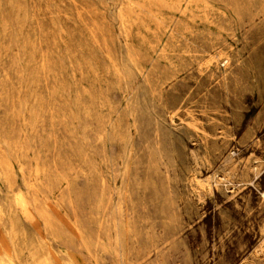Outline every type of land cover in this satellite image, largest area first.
Segmentation results:
<instances>
[{
    "label": "rangeland",
    "instance_id": "1",
    "mask_svg": "<svg viewBox=\"0 0 264 264\" xmlns=\"http://www.w3.org/2000/svg\"><path fill=\"white\" fill-rule=\"evenodd\" d=\"M263 193L264 0H0V264H264Z\"/></svg>",
    "mask_w": 264,
    "mask_h": 264
},
{
    "label": "bare ground",
    "instance_id": "2",
    "mask_svg": "<svg viewBox=\"0 0 264 264\" xmlns=\"http://www.w3.org/2000/svg\"><path fill=\"white\" fill-rule=\"evenodd\" d=\"M220 57H221V54H214L213 56H211V59L209 61V64H213ZM225 58H227V57H225ZM216 64H217V62H216ZM262 195L264 196V193Z\"/></svg>",
    "mask_w": 264,
    "mask_h": 264
}]
</instances>
